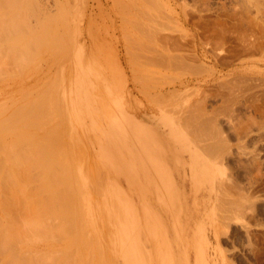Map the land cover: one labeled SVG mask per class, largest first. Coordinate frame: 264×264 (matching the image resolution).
I'll return each instance as SVG.
<instances>
[{"label": "rangeland", "instance_id": "obj_1", "mask_svg": "<svg viewBox=\"0 0 264 264\" xmlns=\"http://www.w3.org/2000/svg\"><path fill=\"white\" fill-rule=\"evenodd\" d=\"M10 36L21 38L22 52L8 47ZM1 38L0 179L9 182L0 181V192L16 180L6 185L7 204L23 199L10 208L0 197L1 230L19 227L6 231L14 232L10 245L0 240L13 243L0 264L35 262L33 247L36 264H264V0H0ZM17 107L34 116L25 112L14 127ZM18 154L33 156L24 161L34 167L51 158L49 173L21 165ZM50 172L60 174V184L53 179L60 186L49 182L45 192ZM53 188L65 204L50 203L59 196ZM36 207L57 212L53 233L38 232L39 221L31 242L20 226L29 231ZM5 217L22 220L7 225ZM123 231L128 253L117 246ZM18 233L25 234L16 242Z\"/></svg>", "mask_w": 264, "mask_h": 264}, {"label": "bare ground", "instance_id": "obj_2", "mask_svg": "<svg viewBox=\"0 0 264 264\" xmlns=\"http://www.w3.org/2000/svg\"><path fill=\"white\" fill-rule=\"evenodd\" d=\"M46 23H47V22H46ZM46 23H45V24H46ZM13 25H15V24H13ZM16 26H17V25H16ZM44 27H45V25H44ZM45 28H46V27H45ZM40 33H41V32H40ZM46 33H47V32H46ZM48 33H50V32L48 31ZM48 33L46 34L47 38H48ZM14 34H15V33H14ZM43 34H45V32H44ZM43 34H42V36H45V35H43ZM17 35L19 36V34H17ZM21 35H22V34H21ZM30 35H31V34H30ZM4 36H5V35H4ZM24 36H25V34H24ZM26 36H28V35H26ZM42 36H41V34H40V37H41V38L38 36L40 39L37 37V38H38L37 41L41 40V43H44L43 41H45V40H42V39L44 38V37H42ZM2 37H3V34H2ZM15 37H16V36H15ZM20 37H21V36H20ZM4 38H5V37H4ZM11 38H12V36H10V39H11ZM10 39L8 38V41H9ZM20 39H21V38H20ZM20 39L18 38V40H17V39L14 38V37L12 38V43H11L8 47H10L11 45H13V46H11V47H13V52H14V48H15V52H16V51L18 52V50H20L19 53L22 52V49H23V50L25 49V48H21L20 46H19V49L17 48V44H16L15 40H17V42L20 43V41H19ZM44 39H45V38H44ZM0 40H2V38H1ZM32 40H35V41H36V37H35V38H32ZM47 40H48V39H47ZM5 41H6V40H4V43H5ZM8 41H7L6 43H8ZM35 41H34V42H35ZM37 41H36V42H37ZM0 42H1V41H0ZM32 42H33V41H32ZM39 43H40V41L38 42V45H39ZM1 44H2V43H1ZM1 44H0V45H1ZM44 44H45V43H44ZM47 44H48V43H47ZM38 45L35 44V48H36V46H38ZM40 45H42V44H40ZM43 46H44V45H43ZM46 46H47V45H46ZM46 46H44V47H46ZM0 47H1V46H0ZM16 49H17V50H16ZM38 49H39V48H38ZM38 49H37L36 54L39 53V55H40V50H39V52H38ZM0 50H2V49H0ZM3 50H4V49H3ZM9 50L12 51V48L9 49ZM31 51H32V50H31ZM5 52H6V49H5ZM5 52H4V54H5ZM15 52H14V54H15ZM29 52H30V51H29ZM7 53H8V52H7ZM19 53H17L18 56H19ZM31 53H32V52H31ZM42 53H43V50H42L41 54H42ZM45 53H46V52H45ZM10 54H11V53H10ZM34 54H35V52H34ZM0 55H1V53H0ZM5 55H8V54H5ZM11 55H13V54H11ZM17 55H14L13 58L16 56V59H17ZM8 56H9V55H8ZM28 56H29V55H28ZM32 56H34V55H32ZM42 56H43V55H42ZM4 57H6V56H4ZM4 57H3V58H4ZM38 57H39V56H38ZM38 57H36V58H38ZM3 58L1 57V59H2L1 62L4 63V61H6V60H4ZM31 58H32V57H31ZM36 58H35V61H36ZM40 58H42L41 55H40ZM1 59H0V60H1ZM5 59H6V58H5ZM7 59H9V58H7ZM18 59H19V58H18ZM28 59H30V58H28ZM19 60H20V59H19ZM24 60H25V59H24ZM37 60H38V59H37ZM11 61H12V60H11ZM13 61H14V60H13ZM21 61H22V59H21ZM28 61H29V60H28ZM1 62H0V63H1ZM9 62H10V61H9ZM3 63L0 64V66H1V65H5V64H3ZM10 63H11V62H10ZM25 63H26V62H25ZM7 64L9 65V63H7ZM16 64H17V63H16ZM11 65H14V63L11 64ZM24 66H25V64H24ZM50 66H52V64H51ZM1 68H2V67H1ZM1 68H0V71H1ZM1 72H2V71H1ZM54 74H55V73H54ZM48 78H49V77H48ZM52 80H53V79H52ZM53 81H54V80H53ZM56 83H57V82H56ZM57 84H58V83H57ZM50 91H51V90H50ZM56 92H57V91H56ZM41 94H42V93H41ZM51 95H52V94H51ZM58 95H59V94H58ZM52 96H53V95H52ZM41 97H42V96H41ZM45 99H46V101H47V98H45ZM50 99H51V98H50ZM42 100H43V99H42ZM48 100H49V99H48ZM33 101H34V99L32 100V102H33ZM35 101H36V102H35L36 105H38V104L41 103V100H40V102H39V99H38V101H37V100H35ZM44 101H45V100H44ZM44 101H42L41 105H38V106H37L38 109H41V107H42V108H45L46 105H45V104L42 105L43 103H45ZM54 101H55V100H54ZM38 102H39V103H38ZM33 103H34V102H33ZM33 103H32V104H33ZM46 103L48 104L49 101L46 102ZM35 104H33V105H35ZM24 105H25V104H23L22 107H26V106H24ZM33 105H32V106H33ZM36 105L34 106L35 109H36ZM32 106H31V108H32ZM39 107H40V108H39ZM48 107H49V106H48ZM50 107H51V106H50ZM52 107H53V106H52ZM55 108H56V106H55ZM20 109L23 110V108H20V107H19V108L17 107V109H16V108L14 109V110L16 111V117H17V114L19 115V113H20V111H21ZM25 109H26V108H25ZM48 109H50V108H48ZM7 110H8V109H6V111H7ZM26 110H27V109H26ZM42 110L44 111V113H46L47 108H46V110H44V109H42ZM42 110H40V112H42ZM15 111H12V112H13V115H14V112H15ZM23 111H24V110H23ZM27 111H28V110H27ZM27 111H25V112H27ZM31 111H32V113H34L32 109H31ZM12 112H11L10 114H8V115L13 116V115H12ZM17 112H18V113H17ZM25 112H24V114L21 112V114H23V115H22V116H23V119H22V116H21V115H19V116H21V117H18V119L15 118V120H16L17 122H15L14 127H15L16 124L18 123L19 118H21L22 120H24ZM29 112H30V109H29L28 113H29ZM35 112H36V111H35ZM2 113H3V112H2ZM32 113L30 112V115H31ZM36 113H38V112H36ZM44 113H43V116H45ZM47 113H48V112H47ZM49 114H50V113H49ZM58 114H59V113H58ZM32 115L34 116V114H32ZM35 115H37V114H35ZM38 115H39V114H38ZM38 115H37V116H38ZM50 115H52V114H50ZM11 116H10V117H11ZM33 116H32V118H33ZM39 116L42 117L41 114H40ZM48 116H49V115H48ZM58 116H59V115H58ZM64 116H65V115H64ZM6 117H8V116H6ZM6 117H5V119H4V118H3V119H4V120H6V119H11V118H9V117H8V118H6ZM40 117H39V118H40ZM25 118H26V115H25ZM42 118H43V117H42ZM57 118H58V117H57ZM3 119H2L1 121H3ZM36 119H38V118H36ZM45 119H46V117H45ZM48 119H49V118H48ZM50 119H51V118H50ZM13 120H14V119H12L11 122H12ZM40 120H42V119H40ZM6 121H7V120H6ZM20 121H21V120H20ZM20 121H19V122H20ZM35 121H36V120H35ZM4 122H5V121H4ZM8 122H9V120L6 122V124H7ZM11 122H10V123H11ZM22 122H23V121H22ZM24 122H25V121H24ZM32 122H34V121H32ZM32 122H29V123H26V122H25L23 125H24V126H27V127H30V126H31L30 124H34V125H35V123H32ZM36 122H37V121H36ZM12 123H13V122H12ZM12 123H11V124H12ZM38 123L41 124V123H43V122L40 121V122H38ZM0 124H1V123H0ZM2 124H4V123H2ZM2 124L0 125V127L3 126ZM39 124H38V126H36L37 128H39V126H41V125H39ZM47 124H48V123H47ZM23 125H21V126L23 127ZM6 126H8V125H6ZM6 126H5V127H6ZM9 126H10V125H9ZM9 126H8L7 128L9 129V128L12 127L11 129L13 130V124H12L10 127H9ZM31 127H33V126H31ZM3 129H4V128H3ZM0 130H1V132L7 131V129L2 130L1 128H0ZM64 131H65V130H64ZM49 132H50V131H49ZM8 133H10V132H8ZM2 134H3V133H2ZM50 134H52V132H51ZM0 135H1V133H0ZM28 135H31V136H32V134H28ZM40 137H41V136H38L37 138L39 139ZM51 137H52V136H51ZM51 137H48V138H51ZM41 138H42V137H41ZM41 138H40V139H41ZM44 138H45V137H44ZM44 138H42V139H44ZM54 138H55V137H54ZM1 139H3V138H1ZM1 139H0V141H1ZM22 139H23V138H22ZM25 139H26V138H25ZM55 139H56V138H55ZM28 140H29V139H28ZM32 140H33V139H32ZM34 140H35V139H34ZM50 140H51V139H50ZM37 141H39V140H37ZM44 141H45V140H44ZM53 141H54V139H53ZM57 141H58V139H57ZM55 142H56V141H55ZM59 142H60V140H59ZM59 142H58V143H59ZM17 143L19 144V142H17ZM40 143H41V142H40ZM61 143H62V142H61ZM65 143H66V142H65ZM12 144H13V143H12ZM22 144H23V142H22ZM37 144H38V143H37ZM43 144H44V142H43ZM47 144H48V143H47ZM49 144H50V143H49ZM49 144L47 145L48 147H49ZM51 144H52V140H51ZM51 144H50V145H51ZM56 144H57V143H56ZM56 144H53V145H56ZM58 145H59V144H58ZM60 145H61V144H60ZM63 145H64V144H63ZM18 146H20V145H18ZM23 146H24V145H23ZM23 146L21 145L20 148H21V147L23 148ZM26 146H28V145H26ZM32 146H33V145H32ZM43 146H44V145H43ZM51 146H52V145H51ZM22 148H21V149H22ZM25 148H26V147H25ZM25 148H23V149H25ZM27 148H28V147H27ZM30 148H31V147H30ZM50 148H51V147H50ZM53 148H54V146H53ZM53 148L51 149V152H52V153H53V151L55 152V150H53ZM55 148H57V147H55ZM58 148H59V147H58ZM58 148L56 149V152H57V153H58ZM60 148H61V147H60ZM62 148H63V147H62ZM64 148L66 149L65 146H64ZM1 149H2V147H1ZM7 149H8V148H7ZM7 149H6V150H7ZM13 149H15V148H13ZM17 149H19V147H18ZM36 149H37V148H36ZM39 149H40V147H39L37 150H39ZM41 149H42V147H41ZM30 150H33V149H30ZM34 150H35V149H34ZM34 150H33V151H34ZM44 150H45V149H44ZM48 150H49V148H48ZM48 150H47V151H48ZM61 150L64 151V149H61ZM61 150H59V151L61 152ZM16 151H17V150H16ZM21 151H23V152L25 153V150H21ZM65 151H66V150H65ZM65 151H64V153H66V156H67V151H66V152H65ZM7 152H10V151H7ZM26 152L28 153V152H30V151H29V150H28V151L26 150ZM35 152H37V151H35ZM35 152H33V156H34V153H35ZM39 152H40V151H39ZM39 152H38V153H39ZM48 152H50V151H48ZM48 152H46L47 154L45 153L47 157H48V154H49ZM56 152H55V153H56ZM12 153H13V152H12ZM12 153L10 152L9 155L12 154ZM14 153H15V152H14ZM14 153H13V154H14ZM18 153H19V152H18ZM21 153H22V152H21ZM25 154H26V153H25ZM29 154H30V153H29ZM45 154H44V155H45ZM61 154H62V153H61ZM5 155H8V154H5ZM18 155H20V154H18ZM21 155L25 156L23 153H22ZM21 155H20L19 157L17 156V158H19V159H18L19 161H20V159H21L20 157L23 158V159L21 160V165L24 164V165L26 166V164H27V165L30 166L31 168L34 167L33 165H36V164H34L35 162H34V163L32 162V165H31V163L29 164V162H31V161H26L27 163L25 164L24 158H25V160H26V159H27L26 157H28V156L26 155V157H23V156H21ZM35 155H36V153H35ZM50 155H53V154H50ZM55 155H56V154H55ZM55 155H53V156H55ZM1 156H2V155H1ZM12 156H16V154H15V155H10V157H12ZM33 156H32V157L29 156L28 158H32V159H33ZM53 156H52V159H53ZM58 156H59V153H58ZM2 157H3V156H2ZM5 157H6V156H4L3 158H5ZM8 157H9V156H7V158H8ZM10 157H9V158H10ZM42 157H43V156H42ZM60 157H62V156H59V158H60ZM63 157H64V156H63ZM9 158H8V159H9ZM13 158H14V157H13ZM37 158H38V156H37ZM37 158H36V159H37ZM39 158H40V157H39ZM49 158H50V157H49ZM55 158H56V156H55ZM55 158H54V159H55ZM36 159H35V160H36ZM46 159H47V158H46ZM54 159H53V160H54ZM60 159H61V158H60ZM64 159H65V158H64ZM66 159H67V158H66ZM66 159H65V160H66ZM0 160H1V159H0ZM14 160H15V159H14ZM18 160H17V161H18ZM27 160H28V159H27ZM39 160H40V159H39ZM50 160H51V158H50ZM50 160H49L50 163L46 160V161L49 163V165H46V162H45V161H44L45 163L43 162V163L47 166V168L45 167V165H44V166L41 165L40 167H38V165H37V166L34 167V168H37V167H38L39 170H40V168L45 167V172H46V169H48V170H47L48 172H46L45 175L43 174V172H42L41 170H40V171L42 172L43 176H46V174L49 173L50 164H52ZM11 161H12V160H11ZM22 161H23L24 163H23ZM40 161H41V160H40ZM66 161H67V160H66ZM8 162H9V163H8ZM8 162H7V164H9V169H10V171H12V170L15 171V170H17L18 168L21 167V165H20L18 168H16L17 166H16V167H13V166H12V168H16V169H12L10 166H11L12 164L14 165L15 162L12 163V164L10 163L9 160H8ZM58 162L61 163V161H58ZM58 162H57V163H58ZM64 162H65V161H64ZM64 162H62V164H63ZM68 162H70V161H68ZM16 163H17V162H16ZM36 163H37V162H36ZM5 164H6V163H5ZM10 164H11V165H10ZM38 164H39V163H38ZM41 164H42V163H41ZM65 164H66V163H65ZM1 165H2V163H0V167H1ZM18 165H19V164H18ZM24 165H23V166H24ZM55 165H56V164H55ZM6 166H7V165H6ZM14 166H15V165H14ZM48 166H49V167H48ZM56 166H57V165H56ZM65 166H66V165H65ZM7 167H8V166H7ZM51 167H52V166H51ZM53 167H54V166H53ZM2 168H3V166H2ZM22 168H23V167H22ZM28 168H29V167H28ZM34 168H33V169H34ZM54 168H55V167H54ZM57 168H58V166H57ZM59 168H60V166H59ZM62 168H63V167H61V169H62ZM66 168H68V167H66ZM0 169H1V168H0ZM11 169H12V170H11ZM20 169H21V168H20ZM20 169H18V170H20ZM61 169H60V171H62ZM69 169H70V168H69ZM69 169H68V171H70ZM18 170H17V171H18ZM22 170H23V169H22ZM25 170H26V169H25ZM25 170H23V172H25ZM29 170H30V169H29ZM37 170H38V169H37ZM39 170H38V172H40ZM42 170H43V169H42ZM55 170H56V169H55ZM66 170H67V169H66ZM66 170H64V172H65ZM0 171H1V170H0ZM8 171H9V170H8ZM10 171H9V172H10ZM34 171H35V170H34ZM57 171H58V170H57ZM60 171H58V172H59L60 174H62V172H60ZM71 171H72V169H71ZM15 172H16V171H15ZM15 172H13V173H15ZM18 172H19V171H18ZM30 172H31V171H30ZM30 172H29V173H30ZM52 172H54V171L52 170ZM52 172H50V174L48 175V178H49V179L45 177V178L47 179V180L45 179L47 183L44 182L45 180H43L44 183L41 182V183H42V184H41L42 186H40V187H42V189H43V187H45V188H44L45 192L48 191V188H47V187H48L49 185L51 186V185L53 184V185H52L53 187H55V186L57 187V185H58L57 183L54 184L53 179H54V178L57 179V177H58V180H59V175H60V174H58V176H56L57 174H56V173H52ZM55 172H56V171H55ZM58 172H57V173H58ZM64 172H63V173H64ZM73 172H74V171H73ZM5 173H6V172H5ZM16 173H17V172H16ZM27 173H28V172H25V176H24L23 178H25V177L27 178V177L29 176V175H28V176L26 175ZM32 173H33V172H31L30 174H32ZM34 173H35V172H34ZM51 173H52V174H51ZM66 173H67V171H66ZM10 174H11V172H10ZM10 174L8 173V175H10ZM18 174H19V177H20V174H21V173H18ZM18 174H16V175H18ZM23 174H24V173H23ZM23 174H22V175H23ZM37 174H38V173H37ZM37 174H36V175H37ZM54 174H56V175L53 176ZM70 174H71V173H70ZM70 174H69V175H66V178H68L67 176H69V178H70V176H71ZM1 175H2V174H1ZM39 175H41V174H39ZM39 175H38V176H39ZM51 175H52V176H51ZM73 175H74V174H73ZM2 176H3V175H2ZM2 176H1V177H2ZM5 176H6V175L4 174L3 177H5ZM11 176H12V174H11ZM11 176H7V177H9L10 179H12V178L14 177V175H13L12 178H11ZM41 176H42V175H41ZM49 176H51V177H49ZM63 176H64V174H63ZM63 176H62V177H63ZM3 177H2V179H0V181H1V180L3 181V179H4ZM15 177H17V176H15ZM19 177H18V178H19ZM29 177H30V176H29ZM29 177H28V178H29ZM33 177H37V176H35V174H33ZM39 177H40V176H39ZM39 177H38L37 179L34 178V180H38V181H39V179H41V177H40V178H39ZM62 177H61V178H62ZM28 178H27L26 180H25V179H24V180L27 181ZM30 178H31V177H30ZM43 178H44V177H43ZM51 178H52V179H51ZM63 178H64V179H63ZM63 178H62V179L65 180V177H63ZM72 178H73V177H72ZM15 179H16V178H15ZM20 179H22V178L20 177ZM32 179H33V178H32ZM56 179H55V180H56ZM70 179H71V178H70ZM5 180H7V179H4V182H5ZM8 180H9V179H8ZM8 180H7V181H8ZM13 180H14V179H13ZM29 180H30V179H29ZM49 180H50V181H49ZM58 180H56V181L58 182ZM67 180H68V179H67ZM67 180H66V181H67ZM10 181H11V180H10ZM18 181H19V179H18ZM52 181H53L52 184L49 183V182H52ZM8 182H9V181H8ZM13 182L16 183V180L13 181ZM13 182H12V184H14ZM22 182H23V180H22ZM29 182H30V181H29ZM33 182H35V181H33ZM61 182H62V180H61ZM72 182H73V179H72ZM19 183H20V182H19ZM30 183H31V182H30ZM48 183H49V185H48ZM58 183L60 184V180H59ZM63 183H64V182H63ZM2 184H3L2 187L4 186L2 190H3L4 192H2L3 195H0V197H1V196H5L4 194H6V193L8 194V192H10V194H11L12 191L7 190V189H8V186L6 187V185H7V184L12 185V184H11V183H6V184L2 183ZM20 184H21V183H20ZM28 184H29V183L26 182V184H22L21 186H23V185L26 186V185H28ZM31 184H33V183H31ZM34 184H35V183H34ZM46 184H47V185H46ZM70 184H71V186H72L73 183L70 182ZM54 185H55V186H54ZM68 185H69V184H68ZM74 185H75V184H74ZM74 185H73V186H74ZM19 186H20V185H18V187H19ZM31 186H33V185H31ZM31 186L29 187L30 190H31ZM34 186H35V185H34ZM37 186H38V185H36V187H37ZM50 186H49V187H50ZM59 186H60V185H59ZM59 186H58V187H59ZM10 187H11V186H10ZM10 187H9V189H10ZM16 187H17V186H16ZM16 187H15V188H16ZM18 187H17V188H18ZM27 187H28V186H27ZM36 187H35V188H36ZM56 187H55V189H56ZM58 187H57V188H58ZM61 187H62V186H61ZM68 187H69V186H67V188H68ZM75 187H76V185H75ZM5 188H7V189H5ZM12 188H13V187H11V189H12ZM35 188L33 187V189H35ZM67 188L65 187V190L68 191ZM70 188H71V187H70ZM26 189H27V188H26ZM29 189H28V191L26 190L27 193L29 192ZM37 189H38V187H37ZM39 189H40V190H39ZM39 189H38V192L41 191V188H39ZM46 189H47V191H46ZM53 189H54V188H53ZM55 189H54L53 191H54L55 193H57L58 191L56 192ZM58 189H59V188H58ZM75 189H76V188H75ZM12 190H13V189H12ZM17 190H18V189H17ZM49 190H50V192H52L51 188H50ZM61 190H62V191H65L64 188H62ZM13 191H14V190H13ZM15 191H16V190H15ZM18 191H19V190H18ZM36 191H37V190H36ZM36 191L34 192V191L32 190V194H34V193L36 194V193H37ZM42 191H43V190H42ZM70 191H71V190H70ZM76 191H77V190H76ZM22 192L24 193L23 189H22ZM50 192H49V193H50ZM0 193H1V192H0ZM2 193H1V194H2ZM19 193H21V191H20ZM23 193H22V194H23ZM29 193H31V192H29ZM58 193H61V194H62L63 192H60V190H59ZM58 193L56 194L57 196L59 195ZM10 194H9V195H10ZM13 194H15V193H13ZM64 194H65V193H64ZM66 194H67V192H66ZM36 195H37V194H36ZM45 195H46V193H45ZM48 195L51 196L52 193H51V194H48ZM67 195H68V194H67ZM70 195H71V194H70ZM7 196H8V195H6L4 198L6 199ZM13 196L15 197V195H13ZM22 196H24V195H22ZM29 196L31 197L32 195H29ZM29 196H28V198H29ZM34 196H35V195H34ZM53 196L55 197V194H54V193H53ZM53 196H52V199H51V200L54 202L55 199L53 198ZM65 196H66V195H65ZM72 196H73V194H72ZM72 196H71V197H72ZM19 197H20V196H19ZM26 197H27V195H26ZM32 197H33V196H32ZM45 197H46V196H45ZM58 197H60V198L57 199ZM58 197H55L57 200H56L54 203H53V202H50L51 200H49V202L52 203V205H56V206H58V207H59V204H60L61 202H62L63 204H65L62 195H59ZM61 197H62V198H61ZM67 197H69V195H68ZM4 198L1 197V199H3V202H6L5 204L8 206L9 204H7V203H9V201L7 202V199L5 200ZM10 198H11V197H10ZM17 198H18V197H17ZM8 199H9V198H8ZM11 199L13 200V198H11ZM11 199H9V200L11 201ZM22 199H23V198H22ZM22 199H19V200L21 201ZM40 199H41V200H40V204H41V203H44V202H43V201H44V200H43L44 198H43V197H42V198L40 197ZM4 200H5V201H4ZM17 200H18V199H17ZM28 200H29V199H28ZM42 200H43V201H42ZM45 200H47V199H45ZM58 200H59V201L61 200V201L59 202ZM0 201H1V200H0ZM20 201H16V202H15V200H14L13 202L17 203V202H20ZM29 201H30V200H29ZM34 201H36V199H35ZM34 201H33V202H34ZM37 201H38V199H37ZM37 201H36V202H37ZM41 201H42V202H41ZM57 201H58V203H57ZM68 201H69V200H68ZM1 202H2V201H1ZM27 202H28V201H26V203H27ZM47 202H48V200H47ZM47 202H45V203H47ZM49 202L46 204L47 206L50 205ZM66 202H67V201H66ZM15 203H12V201H11V205H12V204H15ZM31 203H32V202H31ZM38 203H39V201H38ZM55 203H57L58 205L55 204ZM62 203H61V204H62ZM70 203H71V201H70ZM20 204H21V203H20ZM20 204H19V206H20ZM23 204H25V203H23ZM61 204H60V205H61ZM72 204H73V203H72ZM3 205H4V204H3ZM11 205L8 206V207L11 208ZM29 205H31V204H29ZM41 205H42V204H41ZM43 205H44V204H43ZM70 205H71V204H70ZM12 206H13V205H12ZM14 206H18V205L16 204V205H14ZM14 206H13V208H14ZM44 206H45V205H44ZM56 206H54L55 209L58 208V207H56ZM0 207H1V206H0ZM3 207H4V208H3ZM3 207H2L3 209L6 208L5 206H3ZM26 207H27V206H26ZM26 207H25V209H26ZM39 207H40V206H39ZM39 207H38V208H39ZM42 207H43V206H42ZM50 207H51V209H52V206H51V205H50ZM62 207H63V205H62ZM71 207H72V206H71ZM10 208H9V209H10ZM29 208H30V207H29ZM36 208H37V207H36ZM38 208H37V209H38ZM65 208H66V207H65ZM15 209H18L19 213L22 211L21 209L19 210V208H16V207H15ZM33 209H34V205H33ZM39 209H40L39 212L41 213V214H39V216H38V214H36L35 216H33V215L31 214V215H32V217H30V219H31V220H30L31 223L28 222V223H30L31 225H30V224L28 225V224H27V221H26V222H25V221L23 222V223L27 224L29 227L31 226V228L28 227L29 231L26 230V228H25V230H24V228H22V225H23V227H24V224H22V225L20 226L21 229H23V232H26V231H27L28 233L31 232V233H30V234H31V237H30L29 234H28L29 236L27 235L28 237L31 238V240H32V241L30 240L31 242H34L35 237L37 236V234H38L39 231H40L41 234H43V235H44L45 233H47V235H48L49 232H50L49 235H50L51 233H53V231H52V230H53V229H52L53 226H52L51 229H50L49 225H51V222L54 221V220L52 221V219L54 218V216H56V212H57V210H56V211L54 210L55 212L52 211V212H53V213H52L51 210H49L50 208H49V207H46V210H47V211H46V210H44V211H46V212H47L48 214H50V215L55 214V215H53L52 217L50 216L51 218H49V216L46 217V216L48 215L46 212H45L46 214L44 215V214L42 213V212H44V211L41 210V208H39ZM39 209H38V210H39ZM42 209H44V208H42ZM53 209H54V208H53ZM53 209H52V210H53ZM62 209H63V208H62ZM67 209H68V208H67ZM75 209H76V207H75ZM5 210H7V211L5 212V214H6L7 212H10V210H12V209H10V210L8 211V208H6ZM29 210H30V209H29ZM31 210H32V209H31ZM48 210H49V211H48ZM2 211L4 212V210H2ZM35 211L38 212L36 209H35L33 212H35ZM41 211H42V212H41ZM59 211H61V209H60ZM72 211H73V210H72ZM15 212H17V210H15ZM15 212H14V210H13V213H15ZM22 212H23V211H22ZM27 212H28V210L26 211V213H27ZM30 212H31V211H30ZM33 212H31V213H33ZM50 212H51V213H50ZM23 213H24V212H23ZM62 213H63V212H62ZM65 213H66V211H65ZM0 214H1V213H0ZM17 214H18V213H17ZM60 214H61V212H60ZM60 214H59V215H60ZM63 214H64V213H63ZM68 214H69V213H68ZM2 215H3V214H2ZM2 215H0V216H2ZM10 215H11V216L13 215L12 212H11ZM10 215L7 213L5 216H7V217L9 216V217H10ZM14 215H15V214H14ZM23 215H24V214H23ZM40 215H41V216H45L46 218H49V219L45 220V218L43 217L44 219L42 218V221H41V216H40ZM57 215H58V214H57ZM15 216H16V215H15ZM21 216H22V215H21ZM27 216L29 217V215H27ZM37 216H38V217H37ZM60 216H61V215H60ZM17 217H19V216H17ZM70 217H71V216H70ZM12 218H13L12 220H14L15 222L19 220V219H18V220H15L14 217H12ZM20 218H21L20 220H22V217H20ZM35 218H40V220L37 219V220L35 221V220H34ZM1 219H3V217H2ZM5 219H6V217H5ZM16 219H17V218H16ZM50 219H51V220H50ZM57 219H58V218H57ZM60 219H61V217H59V221H60ZM62 219H63V218H62ZM66 219H67V218H66ZM68 219H69L68 222L65 221V219H64V221H65L66 223H69L71 219H70V218H68ZM68 219H67V220H68ZM3 220H4V219H3ZM6 220H7V221H6L7 223L5 222V224H7V225H8V224L11 225V223H14L13 225H15V222L10 221L11 218H9V221H10L11 223H9L8 219H6ZM20 220H19V221H20ZM23 220H24V219H23ZM25 220H26V219H25ZM27 220H29V219H27ZM55 220H56V218H55ZM19 221H18V222H19ZM39 221H40V223H39L40 225L38 224ZM18 222H16V223H18ZM0 223H1V221H0ZM21 223H22V221H21ZM36 223L39 225V226H38V230H37L38 232H36V230H35V228H34V224H36ZM55 223H56V221H55ZM37 224H36V225H37ZM58 224H59V223H58ZM72 224H73V222H70V224L68 225V227H70ZM1 225H2V223H1ZM1 225H0L1 228H5V227H3V226H5V225H2V226H1ZM7 225H6V228H9V227H7ZM17 225H18V224H16L15 226H12V225H11V226H12V227H16V228L18 229L19 227H17ZM19 225H20V224H19ZM36 225H35V226H36ZM64 225H65V224H64ZM11 226H10V228H11ZM55 226H56V224H55ZM59 226H60V225H59ZM73 226H74V224H73ZM25 227H26V226H25ZM48 227H49L50 230L48 229ZM56 227H57V226H56ZM56 227H54V228L56 229ZM80 227H81V226H80ZM1 228H0V238H1L0 240H2V239L5 240V239H7V242H8V240H11V239H8V238H10V236H12V234H13L14 232H13V233H10V235H9V232L6 233V231H8V230L10 231V228H9L8 230H7V229H2V230H1ZM39 228H40V229H39ZM71 228H72V227H71ZM76 228H77V227H76ZM76 228H75V229H76ZM17 229H16V230H17ZM30 229H31V230H30ZM36 229H37V226H36ZM58 229H59V228H58ZM58 229H56V231H58ZM63 229H64V226H63ZM66 229H67V228H66ZM16 230H15V231H16ZM19 230H20V229H19ZM19 230H18V232H19ZM64 230H65V229H64ZM67 230H68V229H67ZM69 230H70V229H69ZM12 231H13V230H12V228H11V231H10V232H12ZM21 231H22V230H21ZM21 231H20V232H21ZM46 231H48V232H46ZM51 231H52V232H51ZM59 231H60V229H59ZM71 231H72V230H71ZM63 232H64L63 230H62V232L60 231V233H61L60 235L64 236V235H63ZM74 232H76V230H75ZM65 233H66V232H65ZM77 233H78V232H76V233L74 234V235H76V236L73 235V236H74V239H75V237L78 236ZM24 234H25V233H23V236H24ZM35 234H36V235H35ZM7 235H8L9 237H8ZM49 235H48V236H49ZM54 235H55V234H54ZM60 235H59V237H62V236H60ZM69 235H70V234H69ZM116 235H117V240H118V241H117L118 250L120 249L121 251H123V252H125V253H126V252H127V253H128V252H131V250L124 248L125 246H124V240H123V239H124V237H125V232H124V231H123V232H118V234H116ZM15 236H16V235H15ZM21 236H22V235H20V237H19V233H18V236H16V237H18V238H17L18 241L16 240V242H19L20 240L23 239V238H22V239L19 240V238H21ZM23 236H22V237H23ZM38 236H39V234H38ZM38 236H37V237H38ZM65 236H66V235H65ZM12 237H13V236H12ZM16 237H15V239H16ZM43 238H45V236H44ZM37 239H38V238H37ZM50 239H51V238H50ZM71 239L73 240V238H71ZM4 240H3V242H4ZM42 240H43V239H42ZM58 240H59V239H58ZM38 241H40V240H38ZM0 242H1V244H4L2 241H0ZM7 242H6V244L10 245L9 242H8V243H7ZM22 242H23V241H22ZM58 242L60 243V241H58ZM74 242H76V240H75ZM10 243H11V242H10ZM1 244H0V247L2 246L4 249H1L2 247L0 248L1 250H3L2 252H0V254L3 253V252H5V251H4V250H5V247H7L6 244H5L6 246L1 245ZM12 244H13V243H12ZM12 244H11V246H12ZM106 244H107V243H106ZM11 246H8L7 248H9V247L11 248ZM14 246H15V245H14ZM14 246H13V247H14ZM98 247H99V246H98ZM7 248H6V249H7ZM16 248H17V246H16ZM33 248H34V247H33ZM33 248H31V253H32L31 255H32V258L35 256V262H36V257H37V256H36V253H37V252H36V249H35V248L33 249ZM11 249H12V248H11ZM18 249H19V248H18ZM32 249H33V250H32ZM76 249H77V248H76ZM1 250H0V251H1ZM73 250H75V249H73ZM99 250H100V248H99ZM8 251L10 252V249H9ZM12 251H13V250H11V253H12ZM16 251H17V250H16ZM75 251H77V250H75ZM75 251H74V252H75ZM14 252H15V250H14ZM14 252H13V253H14ZM83 252H84V251H83ZM13 253H12V254H13ZM16 253H17V252H16ZM28 253H29V252H28ZM41 253H42V252H41ZM51 253H52V252H51ZM69 253H70V252H69ZM75 253H76V252H75ZM75 253H74V254H75ZM7 254H8V255L6 256V258H5V254H4V257H3V261H4V262L7 261V257H8V256H10V257L12 256V254H10V255H9V253H7ZM72 254H73V253H72ZM21 255H23V258H24V256H25L26 254L24 255V253H21ZM21 255L19 256L20 258H21ZM56 255H57V254H56ZM56 255H55V258L59 256V254H58L57 256H56ZM66 255H67V254H66ZM76 255H77V254H76ZM17 256H18V255H17ZM28 256H29V255H28ZM1 257H2V256H1ZM19 257H16V258H19ZM39 257H41V256H39ZM72 257H73V255H72ZM4 258H5L6 260H5ZM29 258L31 259V256L28 257V260H27V259H26V260L29 261L30 264H31V263H32V262H31L32 260H30ZM55 258H54V256H53L52 259L55 260ZM65 258H66V257H65ZM67 258H68V257H67ZM70 258H71V257H70ZM0 259H1V258H0ZM10 259H11V258H10ZM10 259H8L9 262H12V261H13V258H12V261H10ZM71 259H72V258H71ZM14 260H15V259H14ZM19 260H20V259H19ZM26 260H24V261L27 262ZM33 260H34V259H33ZM38 260H39V258H38ZM41 260H42V258H41ZM41 260H40V261H41ZM3 261H2V263H3ZM15 261H16V260H15ZM21 261L23 262L22 258H21ZM42 261H43V260H42ZM51 261H52V260H51ZM133 261H134V260H129V264H134ZM35 262L33 261L32 264H34ZM52 262H53V261H52ZM68 262H69V261H68ZM73 262H74V261H73ZM100 262H101V261H100ZM7 263H8V262H5V264H7ZM14 263H15V262L13 261L12 264H14ZM20 263H21V262H20ZM20 263H18V264H20ZM36 263H37V262H36ZM36 263H35V264H36ZM39 263H40V262H38V264H39ZM8 264H9V263H8ZM10 264H11V263H10ZM16 264H17V263H16ZM21 264H25V263L23 262V263H21ZM28 264H29V263H28ZM42 264H43V263H42Z\"/></svg>", "mask_w": 264, "mask_h": 264}]
</instances>
